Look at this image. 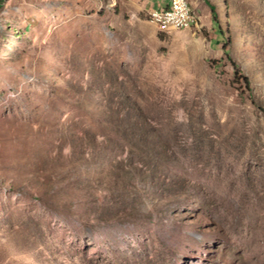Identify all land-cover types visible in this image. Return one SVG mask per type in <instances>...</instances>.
<instances>
[{
	"label": "rangeland",
	"instance_id": "obj_1",
	"mask_svg": "<svg viewBox=\"0 0 264 264\" xmlns=\"http://www.w3.org/2000/svg\"><path fill=\"white\" fill-rule=\"evenodd\" d=\"M187 1L0 0V264H264V0Z\"/></svg>",
	"mask_w": 264,
	"mask_h": 264
},
{
	"label": "built area",
	"instance_id": "obj_2",
	"mask_svg": "<svg viewBox=\"0 0 264 264\" xmlns=\"http://www.w3.org/2000/svg\"><path fill=\"white\" fill-rule=\"evenodd\" d=\"M178 12H184V2L180 0H171L170 4L164 8H158V20L164 21L165 28L175 27L179 28L181 26V22L189 21L179 20ZM193 21H191V24Z\"/></svg>",
	"mask_w": 264,
	"mask_h": 264
},
{
	"label": "bare ground",
	"instance_id": "obj_3",
	"mask_svg": "<svg viewBox=\"0 0 264 264\" xmlns=\"http://www.w3.org/2000/svg\"><path fill=\"white\" fill-rule=\"evenodd\" d=\"M180 1L184 2V12H178V19L179 20L188 19L189 21L181 22V26L179 28L188 27L192 21V16H191L190 9L188 6V1L187 0H180ZM158 8H164V7H157V8L151 9L149 11L150 19L154 21L155 23H157L158 25L165 27L164 21H160L157 19L158 18Z\"/></svg>",
	"mask_w": 264,
	"mask_h": 264
},
{
	"label": "crops",
	"instance_id": "obj_4",
	"mask_svg": "<svg viewBox=\"0 0 264 264\" xmlns=\"http://www.w3.org/2000/svg\"><path fill=\"white\" fill-rule=\"evenodd\" d=\"M190 1H193V0H190ZM170 2H171V0H152V4H155V3H159V4L164 3L165 4V5L159 6V7L168 6L170 4Z\"/></svg>",
	"mask_w": 264,
	"mask_h": 264
},
{
	"label": "trees",
	"instance_id": "obj_5",
	"mask_svg": "<svg viewBox=\"0 0 264 264\" xmlns=\"http://www.w3.org/2000/svg\"><path fill=\"white\" fill-rule=\"evenodd\" d=\"M205 1L207 2V4H209V6L211 7L213 13L215 14V13H216V9H215V7L213 6V4H212L209 0H205ZM252 99L254 100V102H256V101H255V96H252ZM263 107H264V106H263Z\"/></svg>",
	"mask_w": 264,
	"mask_h": 264
}]
</instances>
